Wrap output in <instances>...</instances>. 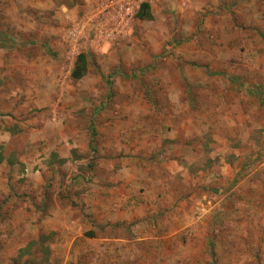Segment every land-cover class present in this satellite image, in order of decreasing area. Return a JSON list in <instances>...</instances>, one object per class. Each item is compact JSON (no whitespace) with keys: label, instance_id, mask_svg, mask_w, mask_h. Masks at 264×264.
Returning a JSON list of instances; mask_svg holds the SVG:
<instances>
[{"label":"rangeland","instance_id":"obj_1","mask_svg":"<svg viewBox=\"0 0 264 264\" xmlns=\"http://www.w3.org/2000/svg\"><path fill=\"white\" fill-rule=\"evenodd\" d=\"M96 1L0 0V60H26L31 43L34 56L42 55L46 25L63 35L70 24L67 16H82L86 5ZM193 1L184 11L158 2L151 7L152 19L137 18L132 34L108 50L88 46L82 52L87 56L84 75L72 77L74 64L65 86L69 96L55 97L52 106L58 120L66 118L64 134L86 131V183L93 178L87 172L108 174L99 165L103 159L116 169L121 158L130 162L143 153L153 162L149 169L137 166V201L149 202L144 192L153 186L159 196L150 199L169 203L157 218L156 211L148 216L157 235L176 234L174 264H264V0H197L196 8ZM57 10L65 15L64 23L54 17ZM6 99L0 96V127L8 121L12 130L5 127L7 134L0 138V177L5 178L0 189L10 186L12 170L29 168L51 178L42 194L47 207L54 198L74 207L80 186L57 194L52 182L67 160L44 142H32L41 124L27 126L30 118L22 104L29 100L22 96L15 113ZM44 111L30 113L42 119ZM142 172L152 180L143 179ZM17 189L22 195L23 182ZM4 195L0 264H63L52 249L55 235L39 232L19 248L23 229L16 234L11 229L10 191ZM46 213L33 217L39 220ZM143 225L126 226V231L143 233ZM132 255L123 262L166 261L156 252L144 261Z\"/></svg>","mask_w":264,"mask_h":264},{"label":"crops","instance_id":"obj_2","mask_svg":"<svg viewBox=\"0 0 264 264\" xmlns=\"http://www.w3.org/2000/svg\"><path fill=\"white\" fill-rule=\"evenodd\" d=\"M172 1L166 3L180 11L192 7V0L187 4L184 0ZM193 3L195 5L197 0H194ZM50 8L52 7L49 6L48 9ZM54 17L59 19L60 23H64L62 17L65 15L61 11L57 10ZM67 17V20H70L72 16L70 14ZM50 26L47 24L45 27L46 45L43 46L42 55L35 54L34 56L35 48L31 41V44L26 45L30 49L26 60H0V86L6 84L5 88H0V96L8 98L6 101L9 102L10 108L21 103L19 99L22 96L29 100L22 104L23 108L27 107L24 112L28 113L27 116L30 118L26 124L28 127L41 124L40 131H42L41 133L40 131L32 133V142H44L49 146L47 150L53 148L57 151L60 159L67 160L60 176L56 175L52 181L54 186L58 187L57 194L60 190H70L77 185L80 186L81 195H79V202L77 200L74 207L66 203L61 206L56 198H54L55 202L47 207V199L43 196V191L51 178L38 172L32 173L29 168L25 173L16 169L12 170L9 179L10 186L7 189H0V197L6 195V191H10L11 198L7 202V206L13 212L11 229L15 234L23 229L24 244L23 246L19 245V248L25 247L39 232H44L52 236L55 235L56 243L52 249L55 251L54 255L64 259L63 264H80L82 260H86L88 264H125L123 260L130 257L132 252L133 257L141 256L143 261L145 258H151L156 252L158 256L166 257L165 264H174L176 234L169 232L165 236L157 235L153 228L149 227L154 219L148 216L153 211H162L161 213H163L164 207L166 208L169 203L151 200L159 196V194L157 195L158 189L153 186L144 192L146 195L143 199L149 202L143 205L137 201L140 198L138 192L135 191L139 189V183L134 179L138 170L137 166L141 165V167L149 169L153 164L147 159V155L140 153V148L137 153L141 154L143 158L130 162L127 158H121L118 162V169H116L115 163H111V160H100L99 165L104 167L108 174L103 176L96 171L87 172L89 177L93 178H89L90 181L85 182L84 167L82 166L86 165L88 161L85 155L89 144V140L85 138L86 131L74 130L72 134H64L62 128H64L63 122L66 118L61 115L58 120L56 107L52 106L55 97H65L70 94V90L65 88L69 76L64 77L65 79L62 81L68 68L64 42V33L67 28L63 29V35H61L59 30ZM56 58L58 60H54ZM25 83L26 85L23 87L22 85ZM10 98L13 99L10 100ZM18 107L20 106L18 105ZM18 107H16L15 113L19 112ZM37 109L46 110L42 119H35L31 116L30 112ZM5 110L8 111L6 107ZM6 124L8 126L0 127L1 139L5 138L2 134H7L3 131L5 127L12 130L11 123L7 121ZM72 126L75 129L82 128V125L78 127L73 124ZM72 152L81 156V160L73 158ZM134 170L135 172H133ZM108 175L112 176L111 179L105 180L104 177ZM6 176L9 178V175ZM142 178L152 180L151 177L146 176L145 172L142 174ZM4 180V177H0V181ZM111 180L117 185H108ZM20 182H23L22 195L17 189ZM30 195H34L35 198ZM46 210L45 217L39 220L34 219L36 213L42 215ZM133 224H144L141 228L144 229V232L141 233L138 228L131 230L130 233L127 232L126 226ZM14 240L18 242L20 238L16 239L13 236ZM165 241L167 250L163 251ZM170 247L172 250H169Z\"/></svg>","mask_w":264,"mask_h":264},{"label":"built area","instance_id":"obj_3","mask_svg":"<svg viewBox=\"0 0 264 264\" xmlns=\"http://www.w3.org/2000/svg\"><path fill=\"white\" fill-rule=\"evenodd\" d=\"M172 0H101L86 5L82 16L73 17L64 33L66 75L79 54L88 46L97 51L108 50L120 39L132 34L137 14L143 4L153 5Z\"/></svg>","mask_w":264,"mask_h":264},{"label":"trees","instance_id":"obj_4","mask_svg":"<svg viewBox=\"0 0 264 264\" xmlns=\"http://www.w3.org/2000/svg\"><path fill=\"white\" fill-rule=\"evenodd\" d=\"M139 19H152L151 6L149 4H143L137 14ZM86 53L79 54L76 63L75 69L73 70L72 77L74 79H80L86 71Z\"/></svg>","mask_w":264,"mask_h":264}]
</instances>
